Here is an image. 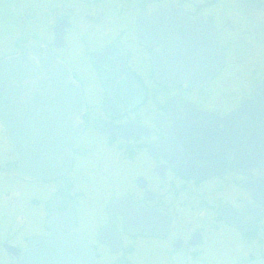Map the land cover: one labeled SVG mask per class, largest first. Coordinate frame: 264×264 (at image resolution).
Returning a JSON list of instances; mask_svg holds the SVG:
<instances>
[{
  "label": "flooded vegetation",
  "instance_id": "obj_1",
  "mask_svg": "<svg viewBox=\"0 0 264 264\" xmlns=\"http://www.w3.org/2000/svg\"><path fill=\"white\" fill-rule=\"evenodd\" d=\"M173 8L208 26L222 57L209 80L193 88L162 83L174 73L160 70L167 58L158 23L151 45L140 39L150 16ZM29 48L69 69L83 96V128L65 175L27 181L17 175L0 124V178L17 185L7 189L14 202L3 204L0 215V250L7 255L0 264L19 258L4 244L31 248L29 240L49 233L52 215L61 231L68 226L88 239L99 264H145L132 259L141 247L156 255L155 264H172L175 254L185 264L264 261V213L232 160L226 158L222 175L192 177L181 171L202 169L205 161L161 152L172 118L186 105L223 118L264 86V0H0V59ZM25 185L33 189L28 198ZM144 228L154 233H139ZM104 242H118L116 251Z\"/></svg>",
  "mask_w": 264,
  "mask_h": 264
},
{
  "label": "water",
  "instance_id": "obj_2",
  "mask_svg": "<svg viewBox=\"0 0 264 264\" xmlns=\"http://www.w3.org/2000/svg\"><path fill=\"white\" fill-rule=\"evenodd\" d=\"M157 14L146 19L147 27L139 30L143 43L151 45L154 25H160L159 41L167 58L160 70L169 68L174 73L172 77L162 76V83L183 81L193 88L208 81L222 65L213 32L200 22L190 21L177 8ZM153 64L158 74L159 67ZM83 110L79 85L51 53L36 57L29 48V52L0 59V124L14 153L20 179L52 180L69 171L72 146L83 128ZM161 152L174 159L205 161L207 165L202 169L181 171L192 177L222 175L229 157L237 172L247 176L243 185L250 191L255 207L264 213V86L257 85L251 98L223 118L186 105L172 118ZM72 216L70 213V225ZM55 217L52 215L47 222L46 236L29 240L31 248L20 253L12 245H3L12 255H19L14 264H98L88 239L80 233H68V226L61 231L54 223ZM139 233L152 235L154 231L144 228ZM104 243L116 251L118 242ZM172 264H185V260L175 254Z\"/></svg>",
  "mask_w": 264,
  "mask_h": 264
},
{
  "label": "rangeland",
  "instance_id": "obj_3",
  "mask_svg": "<svg viewBox=\"0 0 264 264\" xmlns=\"http://www.w3.org/2000/svg\"><path fill=\"white\" fill-rule=\"evenodd\" d=\"M5 136H2V142H6L5 141ZM10 182L14 184V182H16L15 180H12L10 178H0V215H2L4 213V209H3V204L7 205V204H11L14 202V198L13 195L10 193L9 197H6V194L8 193L7 189L10 190H14L17 185H14L12 187H10ZM10 184V185H9ZM18 184V183H17ZM31 185H25L24 187H22V195L25 198L29 197V194L32 193L33 189L30 188ZM15 191V190H14ZM26 205V204H25ZM21 208L18 209V207H16V209H14L12 211V213H18L20 211ZM26 214H30V210L26 209L24 211ZM32 215V213H31ZM14 216V215H13ZM13 216L10 217V220L12 221ZM9 219H7L6 223H5V227H7L10 224ZM13 224V223H11ZM4 225V220L0 217V229L1 227ZM25 231L30 232V230L28 228H25ZM14 244H19L20 242H13ZM6 254L0 250V259H4L6 258ZM132 259L134 262L137 263H145V264H155V260H156V255L153 254V252H149L148 254H145L144 248L141 247L139 248L133 255H132Z\"/></svg>",
  "mask_w": 264,
  "mask_h": 264
}]
</instances>
